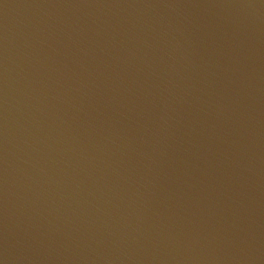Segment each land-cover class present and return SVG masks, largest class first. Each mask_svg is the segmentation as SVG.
<instances>
[{
  "label": "water",
  "instance_id": "95a60500",
  "mask_svg": "<svg viewBox=\"0 0 264 264\" xmlns=\"http://www.w3.org/2000/svg\"><path fill=\"white\" fill-rule=\"evenodd\" d=\"M0 264H264V0H0Z\"/></svg>",
  "mask_w": 264,
  "mask_h": 264
}]
</instances>
